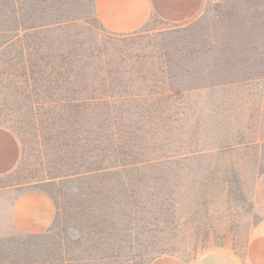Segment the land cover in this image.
<instances>
[{"label":"rangeland","instance_id":"1","mask_svg":"<svg viewBox=\"0 0 264 264\" xmlns=\"http://www.w3.org/2000/svg\"><path fill=\"white\" fill-rule=\"evenodd\" d=\"M154 1L161 15L154 11L130 37L103 26L95 0H45L41 5L38 0L18 1L15 25L30 47L36 44L35 27L43 24L45 44L62 33L65 45L83 54L96 53L100 45L127 75L163 74V84L155 90L168 87V73L179 74L173 84L183 88L176 100L161 101L146 94L150 87L145 81H136L148 100L143 115L135 114L129 122L143 136L135 157L149 162L137 163L124 186L126 177L119 172L123 181L116 190L126 195L105 204L110 205L105 221L99 209L94 219L68 221V255L85 250L82 264H149L163 255L192 264L208 252L243 260L261 217L259 193L264 189V0H203L192 16L178 21L164 19L163 0ZM55 21L61 27L67 24L70 32L55 29ZM1 42L0 161L12 152L17 158L13 168L0 172V261L46 264L48 242L38 236L47 229L17 231L11 226V208L20 193L47 189L49 181L36 179L56 170L31 156L18 169L21 143L10 123L21 115L8 107L24 99L5 85L23 80V57L7 52ZM26 59L33 55L26 54ZM65 163H59L61 173ZM94 205L101 207L100 202ZM79 225L83 231H77ZM93 229L102 234L93 235ZM79 234L77 245L73 239Z\"/></svg>","mask_w":264,"mask_h":264},{"label":"trees","instance_id":"2","mask_svg":"<svg viewBox=\"0 0 264 264\" xmlns=\"http://www.w3.org/2000/svg\"><path fill=\"white\" fill-rule=\"evenodd\" d=\"M18 1L0 0L1 44L7 52L23 57V80H9L5 85L9 92L24 99L16 107H8L21 115L10 123L21 143L18 169L31 156L38 164L50 162L56 170L48 178L36 179L49 181V187L42 191L53 200L56 209L53 222L38 236L48 242L46 247L42 246L46 255L43 259L50 264H82L85 250L79 248L74 256L68 255L71 241L67 236L68 221L94 219L98 209L105 221L110 216L107 209L110 205L104 208L105 204H113L120 195H126L116 190L123 181L118 178L119 172L126 177L124 186L133 178L132 168L149 162L135 157L138 141L143 136L129 122L131 116L143 115L148 100L135 86L136 81H145L150 87L146 94L149 97L155 94L161 101L163 97L171 102L176 100L183 88L173 84L179 74L168 73V87L155 90L159 83L163 84V74L152 71L145 75H127V71L122 72L110 61L114 55L100 45L96 53L83 54L76 46H66L62 33H56L52 42L45 44V37L40 36L47 29L43 24L35 27L36 44L30 47L15 25L19 22ZM38 1L41 5L45 0ZM54 23L55 29L64 27L70 32L67 24L61 27V22ZM134 34L135 31L125 37ZM26 54H32L33 59L27 60ZM61 160L66 161L62 173L59 171ZM94 201L100 202L102 208L94 205ZM85 212L88 217L83 216ZM77 231H83V227L79 225ZM92 232L102 234L97 229ZM33 237L36 236L30 238ZM81 239L79 234L73 241ZM95 242L94 239L90 245L91 251H95ZM34 251L32 248L31 252ZM0 264L6 263L0 261Z\"/></svg>","mask_w":264,"mask_h":264},{"label":"crops","instance_id":"3","mask_svg":"<svg viewBox=\"0 0 264 264\" xmlns=\"http://www.w3.org/2000/svg\"><path fill=\"white\" fill-rule=\"evenodd\" d=\"M203 0H163V18L172 21L192 16ZM160 13L154 0H95V12L104 27L115 33H130L141 28L153 12ZM0 132V140L4 137ZM4 144L0 141V146ZM9 156V155H8ZM17 154L12 152L0 161V172L10 170L16 164ZM261 217L254 224L245 245L243 260L223 252H208L192 264H264V189L259 193ZM259 208V207H258ZM55 204L44 192L20 193L11 208V226L19 232L40 233L45 231L55 217ZM149 264H186L181 259L163 255Z\"/></svg>","mask_w":264,"mask_h":264}]
</instances>
